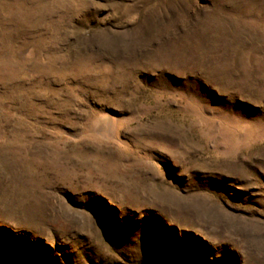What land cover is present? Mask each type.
<instances>
[{
    "label": "rangeland",
    "instance_id": "374dc122",
    "mask_svg": "<svg viewBox=\"0 0 264 264\" xmlns=\"http://www.w3.org/2000/svg\"><path fill=\"white\" fill-rule=\"evenodd\" d=\"M0 264H264V0H0Z\"/></svg>",
    "mask_w": 264,
    "mask_h": 264
}]
</instances>
